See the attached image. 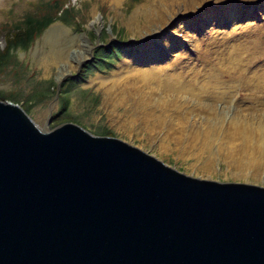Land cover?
<instances>
[{
    "label": "rangeland",
    "instance_id": "rangeland-1",
    "mask_svg": "<svg viewBox=\"0 0 264 264\" xmlns=\"http://www.w3.org/2000/svg\"><path fill=\"white\" fill-rule=\"evenodd\" d=\"M31 1L0 0V29L35 8ZM71 1L84 29L57 24L18 48L0 70V95L24 106L52 80L57 86L61 69L75 73L76 58L89 56L88 40L78 34L90 37L86 29L92 30L94 59L62 82L72 89L69 120L119 136L186 173L264 185V0H206L166 23L157 17L171 0H141L131 9L128 0ZM112 42L120 48L113 67L83 70L105 54L98 47ZM54 96L27 109L42 127L54 126L53 118L48 122Z\"/></svg>",
    "mask_w": 264,
    "mask_h": 264
},
{
    "label": "water",
    "instance_id": "water-1",
    "mask_svg": "<svg viewBox=\"0 0 264 264\" xmlns=\"http://www.w3.org/2000/svg\"><path fill=\"white\" fill-rule=\"evenodd\" d=\"M78 35L89 56L55 77L48 122L95 57ZM0 264H264V185L186 173L76 121L42 127L0 97Z\"/></svg>",
    "mask_w": 264,
    "mask_h": 264
},
{
    "label": "trees",
    "instance_id": "trees-1",
    "mask_svg": "<svg viewBox=\"0 0 264 264\" xmlns=\"http://www.w3.org/2000/svg\"><path fill=\"white\" fill-rule=\"evenodd\" d=\"M138 1L141 0H128V8L131 9ZM31 3L35 8L29 9L23 18L3 24L0 29V33L4 34L6 42L4 47L0 46V70L4 69L13 62L12 56L16 55L18 48H28L33 43L35 38L56 19H61L65 23L72 25L75 30L84 29L82 23L79 21V19H77L80 10L71 0H35L31 1ZM86 30L87 32L89 31V36L92 39L93 36L94 38L97 36V33L93 32L92 30ZM97 50H102L103 53L105 52V54L102 57L100 56L101 54L98 53L94 62H96L98 59L101 60V62L105 61V64L98 65L94 62L86 63L83 67V70L90 69L93 66L100 69L104 68L103 66L107 68L114 66L115 60L111 56L113 54L118 55L120 52V48L115 43L112 42L107 47L100 46L97 48ZM83 70L80 77L85 78L86 74L83 73ZM51 83L52 84L45 89L34 92L24 107L29 109L30 103H32L34 99L46 98L56 93V81L52 80ZM71 90V88H65V83H63L59 96V108L52 116L54 126L61 122L69 121L68 109L71 102ZM82 92L88 93V90L82 89ZM0 97L12 99L18 102L17 98L12 94L0 95ZM94 100H98L97 95L94 97Z\"/></svg>",
    "mask_w": 264,
    "mask_h": 264
},
{
    "label": "bare ground",
    "instance_id": "bare-ground-1",
    "mask_svg": "<svg viewBox=\"0 0 264 264\" xmlns=\"http://www.w3.org/2000/svg\"><path fill=\"white\" fill-rule=\"evenodd\" d=\"M206 0H171L170 2L166 3L161 11V13L158 15V19L160 22L162 23H166L168 22V20L172 17L175 16L176 12H178V10H182V8L184 7V10L187 11H194L195 8L201 4H204ZM150 19V18H149ZM170 21V20H169ZM83 37H86V35H82ZM88 40V39H87ZM85 40V41H87ZM88 42V41H87ZM90 52V46H87V51H85V53H87L89 55ZM82 57L81 58H76V62L77 64L79 63V60H81L82 58H84V54L82 53ZM63 72V71H62ZM182 88V87H181Z\"/></svg>",
    "mask_w": 264,
    "mask_h": 264
}]
</instances>
